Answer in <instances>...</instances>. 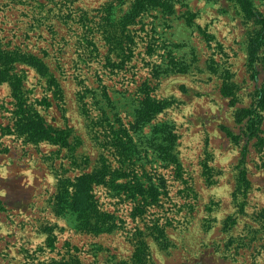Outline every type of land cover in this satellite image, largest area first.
Masks as SVG:
<instances>
[{"label":"rangeland","instance_id":"374dc122","mask_svg":"<svg viewBox=\"0 0 264 264\" xmlns=\"http://www.w3.org/2000/svg\"><path fill=\"white\" fill-rule=\"evenodd\" d=\"M254 29L226 0H0V51L39 60L60 88L18 55L21 93L0 83V264H264V110L254 134L244 116L264 89L262 65L250 79ZM146 100L147 142L134 126ZM29 106L69 131L65 144L27 137ZM92 117L103 135L124 128L143 143L161 191L144 213L103 187L104 221L57 202L100 166ZM163 131L180 170L156 145Z\"/></svg>","mask_w":264,"mask_h":264},{"label":"trees","instance_id":"16d2710c","mask_svg":"<svg viewBox=\"0 0 264 264\" xmlns=\"http://www.w3.org/2000/svg\"><path fill=\"white\" fill-rule=\"evenodd\" d=\"M236 10L237 14L245 21H251L255 27L248 40V55L250 60V79L257 80L258 70L257 65H262L264 68V16L255 10L251 0H226ZM17 53L0 51V62L4 66V70L0 72V83L7 81L10 83L14 91L19 94L22 83V77L14 72L16 62L18 61ZM23 58V61L36 69L40 76L45 79L47 86H52L56 95H59L60 88L53 77L49 74L45 64L35 59L32 56L18 55ZM21 100V99H18ZM154 102L146 100L142 107L137 112V120L134 126H138V134L141 141L147 142V134L144 133L143 127L145 123L152 118ZM264 110V89L258 87L255 89V100L244 111V116L247 118L246 131L249 134H254L261 123V112ZM24 117L19 120L23 128L28 132L27 137L34 141H50L55 143H66L68 130L58 131L49 125H46L43 118L34 111L30 106L24 110ZM103 114V113H102ZM88 117H90L88 115ZM97 119H90L91 130H94L95 135L99 134L98 142H102L103 153L100 156V166L89 173H83L72 180L69 189L62 188L60 193H65L66 197L57 196L58 203H62L65 198L71 202L70 205H75L84 215L90 216L100 214L101 221H104L109 214L100 213L97 210V201L95 199V188L103 187L108 191L113 192V196H123L124 201H132L138 206H142L141 214L145 212V208L160 201L161 191L153 182L147 181L146 176L152 167H147L143 162L145 151L140 142L139 147L132 136L129 135L128 129L109 127L106 135H103V127L97 125ZM97 128H102V132ZM164 138L161 142H157V147L165 154L167 162L171 163L174 170H180V165L169 150L174 143L173 133L170 131L162 132ZM168 142V146H166ZM155 145V143H154ZM172 167V168H173ZM148 179V177H147ZM239 187L246 188L247 180L244 171L239 173ZM68 187V186H67ZM123 194V195H122ZM1 205V203H0ZM90 219V218H89ZM86 226L91 232L106 231L99 227L96 222L86 223Z\"/></svg>","mask_w":264,"mask_h":264}]
</instances>
